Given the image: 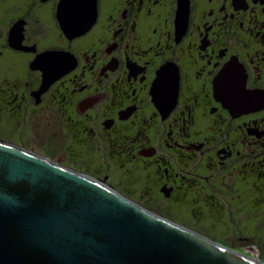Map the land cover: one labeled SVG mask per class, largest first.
<instances>
[{"label": "flooded vegetation", "instance_id": "1", "mask_svg": "<svg viewBox=\"0 0 264 264\" xmlns=\"http://www.w3.org/2000/svg\"><path fill=\"white\" fill-rule=\"evenodd\" d=\"M0 128L49 149L0 142L251 257L264 240V0H0ZM69 145L107 176L68 165ZM68 183V205L85 204L86 184Z\"/></svg>", "mask_w": 264, "mask_h": 264}, {"label": "water", "instance_id": "2", "mask_svg": "<svg viewBox=\"0 0 264 264\" xmlns=\"http://www.w3.org/2000/svg\"><path fill=\"white\" fill-rule=\"evenodd\" d=\"M1 168L0 264H264L2 142ZM24 181L38 190L9 188ZM64 181L86 184L80 192L85 204L68 205L72 188L66 190ZM50 184L52 192H44ZM48 194L52 204L39 205Z\"/></svg>", "mask_w": 264, "mask_h": 264}, {"label": "rangeland", "instance_id": "3", "mask_svg": "<svg viewBox=\"0 0 264 264\" xmlns=\"http://www.w3.org/2000/svg\"><path fill=\"white\" fill-rule=\"evenodd\" d=\"M2 129L0 128V138L5 139L9 141L10 143L19 145V146H26L35 152H39L44 154L49 148L43 143V140L39 137H36L33 135L29 130H17L13 131L10 129ZM67 154H62L60 157L65 159V162L68 165H73L75 167H80L81 169H85L89 171L92 174L98 175V176H107V173L103 170V168L99 165H96L95 163H91L88 161L78 162L77 160H80L79 158L75 157L71 151V146L65 147ZM84 171V170H83ZM216 229V228H215ZM220 230V229H216ZM217 236V235H216ZM218 239H221V236H217ZM262 242H260L259 247L256 248L253 251V253L250 254L251 258L255 260H260L264 262V240L261 239ZM256 241H254V245H256ZM263 251L260 253V249Z\"/></svg>", "mask_w": 264, "mask_h": 264}]
</instances>
